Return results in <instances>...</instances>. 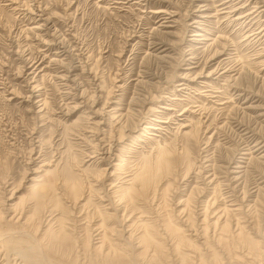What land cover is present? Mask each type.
Here are the masks:
<instances>
[{
  "label": "rangeland",
  "instance_id": "rangeland-1",
  "mask_svg": "<svg viewBox=\"0 0 264 264\" xmlns=\"http://www.w3.org/2000/svg\"><path fill=\"white\" fill-rule=\"evenodd\" d=\"M248 3L0 0V264H264V147L241 154L264 144ZM213 171L245 205L214 235L197 217L222 214Z\"/></svg>",
  "mask_w": 264,
  "mask_h": 264
},
{
  "label": "bare ground",
  "instance_id": "bare-ground-1",
  "mask_svg": "<svg viewBox=\"0 0 264 264\" xmlns=\"http://www.w3.org/2000/svg\"><path fill=\"white\" fill-rule=\"evenodd\" d=\"M248 1H250L251 3H253V11H249V13L248 14H254V13H257L256 15L257 16H259L261 13H264V0H246V4H243V6H241L239 9H241V8H245V7H247L248 5H250L249 3H248ZM233 3V2H232ZM35 10V9H34ZM235 10H237V9H235ZM230 12V11H229ZM247 15V14H246ZM246 15H239L238 17H236L237 19H241V18H245V17H247ZM252 17V16H251ZM45 19V18H44ZM257 19V18H256ZM247 20H249V19H247ZM263 20V19H262ZM237 21V20H236ZM44 23V22H43ZM52 23V22H51ZM246 25V24H245ZM38 26H36V28H37ZM258 27V26H257ZM261 27H263V28H261V30L260 31H257V32H254V33H257L256 34V36H259V35H262V36H264V33H263V31H264V26H261ZM42 28V27H41ZM40 28V29H41ZM50 28V27H49ZM242 28V27H241ZM254 33H252L253 34V36H254ZM252 34H250V35H252ZM259 38V37H258ZM46 41V40H45ZM49 42V41H48ZM56 51V50H55ZM61 61V60H60ZM59 61V62H60ZM63 63V62H62ZM64 77V76H63ZM67 77V76H66ZM58 78H60V76L58 77ZM63 79V78H62ZM180 85V84H179ZM39 95V94H38ZM122 116V115H121ZM120 116V117H121ZM122 118V117H121ZM129 118V117H128ZM244 122V121H243ZM248 122V121H247ZM247 125H248V123H247ZM246 125V126H247ZM129 126V125H128ZM250 126V125H249ZM129 127H131V126H129ZM148 128H153V129H158V127L157 126H147ZM253 128V127H252ZM249 130V127L248 128H246V130ZM246 133V132H245ZM249 134V133H248ZM247 135V134H246ZM252 136V135H251ZM243 138V137H242ZM247 138V137H246ZM249 139V138H248ZM250 139H252V138H250ZM121 140V139H120ZM120 140H118V142H120ZM243 140V139H242ZM246 141V140H245ZM244 141V142H245ZM252 141V140H251ZM257 141V140H256ZM111 142H112V140H111ZM250 141H248V143H249ZM262 142H257V143H255V144H253V146H250L251 144H246L245 145V147H243V149L242 150H244L243 152L244 153H241V154H247V155H250V157L248 158V160H249V163L251 162V161H255V159H258V158H256L255 156H254V153L257 151V149L258 150H260L261 148H263L264 147V144H261ZM109 144V143H108ZM109 145H111V144H109ZM110 148H112V146L110 147ZM108 151H110L109 150V148H108ZM107 152V151H106ZM110 153V152H109ZM253 161V162H254ZM236 163V162H235ZM238 163V164H237ZM237 165H235V168H236V171H232V170H230V173H235V172H237L236 173V175L234 176V178H235V180L237 179L238 180V178H239V175L241 174V172L242 173H245L246 172V166H243L242 165V161H237ZM249 165V164H248ZM120 166V165H119ZM228 169V168H227ZM229 169H230V167H229ZM241 169H243V170H241ZM213 170V169H212ZM243 175V174H242ZM241 175V176H242ZM130 175H126L123 179H126V177H129ZM240 176V177H241ZM230 177V176H229ZM228 177V178H229ZM243 178V177H242ZM134 179V178H133ZM130 180V179H129ZM128 180V181H129ZM132 180V179H131ZM229 180V179H228ZM127 181V180H126ZM125 182L124 184H126V183H129V182ZM132 182V181H131ZM208 182H209V184L210 183H220L219 182V180H218V175H217V173L215 172V171H213V173L212 174H210V176H209V178H208ZM229 182H231L230 180H229ZM132 184V183H131ZM229 184V183H228ZM221 186H222V183H220L219 184V192H220V196L221 197H223V200L225 201V202H223V206H222V208H221V215L220 216H218V218L216 219V221H214V222H211L212 221V219H208V217L210 216V214H208V207L209 206H213L214 205V203H215V201H213L212 203H208L207 202V206H205V207H203V210L200 212V213H198V212H196V214L198 213V218L200 217V216H202L203 218H202V221H205L206 219L208 220V222L207 223H214V228H215V230L213 231V235H214V233L220 228V229H224L228 224H229V217L231 218V217H235L236 218V220H237V222L240 220V218H238V216L239 215H241V214H243V212H241V210H242V208H243V206H245V205H243V202H244V200H243V198H242V200L243 201H241V202H237L238 201V198L236 197V194H235V192H234V189H233V191L231 190L230 191V189H226V190H223L222 188H221ZM204 191H205V189H207L206 187L205 188H202ZM244 191V190H243ZM217 193V192H216ZM219 196V195H218ZM192 197V196H191ZM220 197V198H221ZM155 198V197H154ZM189 198V197H188ZM187 198V199H188ZM156 199V198H155ZM187 199H185L184 201H183V205H184V209H183V211L184 210H186V209H188V206H189V200H187ZM241 200V199H240ZM257 201V200H256ZM186 202V203H185ZM191 202V201H190ZM238 203V204H237ZM247 205V204H246ZM128 206V205H127ZM254 205H252V207H253ZM250 207V206H249ZM255 207V206H254ZM213 208V207H212ZM193 209V208H192ZM224 215V217H225V220H224V222L222 223L221 222V218H222V216ZM195 218V217H194ZM200 219V218H199ZM196 220V219H195ZM197 221H198V219H197ZM200 221V220H199ZM188 222V221H187ZM204 223V222H203ZM190 224V223H189ZM193 224V223H192ZM191 225V224H190ZM190 228H192L193 229V231L195 232V236L197 237V239H199V238H205L206 236H208V234H210L209 232H208V230H206L205 229V227H204V225L203 226H200V227H198V225H196V224H194V225H192V226H190ZM206 228H207V225H206ZM191 229V230H192ZM10 232V231H9ZM19 232V231H18ZM242 232V231H241ZM8 233V232H7ZM7 233H5L6 235H7ZM16 233V232H15ZM19 233H21V232H19ZM221 233V232H220ZM2 237V234H0V238ZM214 238V237H213ZM217 238V237H216ZM172 240V239H171ZM98 241H102V239L101 240H98ZM101 244H104L103 242H101ZM222 245V244H221ZM103 247V246H102ZM156 252V250L153 252V256H154V253ZM105 256H106V258L107 259H109L110 260V264H125V263H123L121 260H122V258L123 257H125V256H128L127 254H125V253H119V252H117L116 250H109V251H107L106 252V254H105ZM187 258H188V255H187ZM205 259L206 258H200V260H199V262L198 263H195L194 261H195V259H194V261L191 259V258H188V261H178L176 264H207V262L208 261H205ZM231 260V259H230ZM219 261H220V263H221V260L220 259H218V257L216 256L214 259H213V263L214 264H220L219 263ZM223 262V261H222ZM212 263V262H211ZM222 264V263H221Z\"/></svg>",
  "mask_w": 264,
  "mask_h": 264
}]
</instances>
